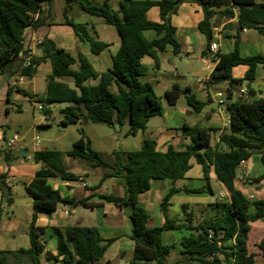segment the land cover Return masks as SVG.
I'll return each instance as SVG.
<instances>
[{
	"label": "trees",
	"instance_id": "trees-1",
	"mask_svg": "<svg viewBox=\"0 0 264 264\" xmlns=\"http://www.w3.org/2000/svg\"><path fill=\"white\" fill-rule=\"evenodd\" d=\"M53 0H0V75L28 79L36 72V67L48 60L51 74L46 80V90L42 96H31L18 86L9 85L6 102L12 92L28 97L29 102H38L44 106L45 115L51 113L54 104H67L61 110L62 120L59 126L66 127L84 119L93 124L108 127L128 125L127 134L135 136L146 129L152 117L163 115L160 98L152 85L140 81V65L148 57L158 67V53L171 47L174 55L179 54L180 44L174 38L175 28L170 24L171 15L176 14L182 3H194L203 13V19L197 24L206 42V56L214 41L215 20L236 19V24L225 27L233 34L224 37L234 39V48L228 53H217L216 64L211 72L208 84L227 83L225 112L228 128L219 134L218 142L211 146V128L189 127L182 125L178 130L183 139L189 141L184 150H175L169 146L165 152L155 148V142L145 139L138 150L121 154L113 152V161L105 162L100 154L91 148L90 140L83 129L79 130V139L72 144L66 156L89 162L91 168L104 170L99 183L90 190L97 189L107 178H116L123 189V196L101 195L104 202L127 209L130 222L128 238L133 241L131 264H264V239L258 243H248L251 223L264 222V199H248L234 187V181L241 163L252 155H259L263 173L254 183L264 180V99L244 100L241 97L231 100L235 87L245 85L248 89L255 79L256 69H264V55L242 56L239 52V33L243 30H255L264 37V0H119L113 9L109 0H64L62 8L63 24L70 27L79 42L89 45L92 54L105 49L106 44L94 40L84 24L76 23L69 17L73 7L86 15L96 17L111 25L120 40L119 48L112 57L111 69L106 73H96L82 55L73 58L65 50L56 47L53 41L43 38L37 47L40 56L31 57L28 66H23L27 49L24 47L23 34L28 27L37 29L49 25L52 21L51 6ZM47 7V12L43 8ZM151 7L159 9L160 22L146 20L145 13ZM153 31L156 37L150 41L144 38V32ZM77 64V69L71 67ZM245 66L243 78H232L234 67ZM60 78H70L73 86L69 88L58 82ZM99 78L97 85L88 86V79ZM115 85L116 91H111ZM184 96L187 105L196 113L205 103L197 100L188 88L181 89L173 85L165 92L169 105L173 106ZM82 110L84 114L82 113ZM62 153L56 150L36 151L34 160L41 162L33 178L24 185L32 198L35 208L52 213L59 204L69 207L83 206L92 208L87 200L74 201L62 197L49 183V179L62 181H81V177L68 172L62 166ZM200 165L204 179L208 180L210 168H213L217 181L224 187L227 197L209 205L211 214L194 224L188 214L184 218L167 217L170 198L177 194L212 195L210 187L195 189L175 188L176 181L183 180L191 168V160ZM3 185L6 178H3ZM155 180H169L172 187L162 198L161 211L164 223L159 227H148V213L139 204L138 197L150 189ZM7 188V186H5ZM10 194L2 200L10 203ZM169 230H186L189 233L180 240V259L168 263L167 257L172 245L163 244L161 235ZM46 228L35 226V216L28 225L29 247L16 251H0V264H8L9 259L26 260L28 264H40L42 254L54 264H98L104 252L114 239H103L97 229L66 226L50 229V235L56 241L55 254L45 251L40 237Z\"/></svg>",
	"mask_w": 264,
	"mask_h": 264
},
{
	"label": "crops",
	"instance_id": "crops-1",
	"mask_svg": "<svg viewBox=\"0 0 264 264\" xmlns=\"http://www.w3.org/2000/svg\"><path fill=\"white\" fill-rule=\"evenodd\" d=\"M98 1L101 2L102 0H98ZM256 1L260 2L261 0H256ZM43 12H47V7L43 8ZM62 13H63L62 9L59 11L58 15L54 13L53 2H52L51 14L53 19L51 23L49 25H43L41 27H38L37 29L28 27L25 30L24 47L32 48L33 57H38L40 56V50L37 46H33V43L35 40H42L43 38H47L53 41L56 47L65 50L73 58H77L78 55H82L96 73L102 74L110 70L112 66V57L116 54L120 44L119 37L114 27L103 23L98 18H96V20H94L91 23L88 22L82 23L81 22L82 20H88L89 18L78 8L73 7L69 17L72 18L73 21L76 23L84 24L89 35L94 40L106 44L105 49H103L100 53L92 54L90 52L89 45L84 42H79L76 36L74 35L73 30L62 23L63 22ZM145 17L146 20L150 22H155V23L160 22L159 9L157 7H151L145 13ZM202 19H203V13L198 5L194 3H182L181 5H179L176 14L171 15L170 17V24L175 28L174 38L180 44L179 54L174 55L171 51L172 50L171 47L166 46L165 50L159 52L157 55L158 67H155L154 62L148 57L143 58L141 61L140 81L150 83L156 95L158 92H161V94L165 95V92L170 90L173 85H177L181 89L188 88L191 94H193L196 99H197L196 92H201L204 96V100L197 99L205 103L203 109L200 112H198L204 114L203 118L200 121H189L188 123L186 119H182L180 123L178 122L175 124H166L164 126H157V124L151 125V123L154 121L155 118L152 117L148 120L146 129L136 134L138 135L139 133H141L142 143L145 139L153 140L155 142V148L159 152H165L169 146L173 147L175 150L185 149L189 141L183 139L180 136V132L178 130L184 124L189 127L197 126L202 128L213 129L214 132L211 134V142H210L211 146H215L217 144L219 139V134L228 128L227 114L222 107H218L216 105L218 99L214 95L216 92L223 94L224 100L226 102L228 84L221 83V84L210 85L208 84V79L216 64L215 55L217 53L231 52L234 48V39L225 38L224 35L234 33L232 30L226 28L225 26L228 23H232L233 25H235L236 19L230 21L225 19L215 20L214 29H213L214 41L211 44L214 43L217 45V53L212 57H210L209 54H207L206 56L201 55V53L206 50V42L204 36L197 30V24ZM252 33H257V32L255 30H243L239 33L238 48L242 56L261 54L256 51L254 45V42H256L258 38H255L256 36H254ZM155 37L156 34L153 31L144 32V38L148 41L154 39ZM182 59H185V61H187L186 64L184 65L186 67L187 66L195 67V65H200L197 71L194 68H192L191 70V74L194 76V84H193L194 89H192L191 85L187 82L185 77L186 73H184L183 70L180 68V64H182L183 61ZM71 68L73 70H76L77 64H74ZM246 69L247 68L245 66L234 67L231 71L232 78L234 79L243 78ZM50 74H51L50 62L48 60H45L43 63L39 64L36 67L35 74L27 79L29 80V82L25 83L24 81L26 79L22 78V81L18 83L16 86L20 87L31 96L34 97L42 96L45 93L46 80ZM57 81L67 85L69 88L74 89L78 92V90L73 86L72 80L70 78H60ZM13 82L14 81H10V79L7 78L6 85L2 88V91L0 92L1 107L3 105L2 99L5 95V92L7 97V88ZM98 82H99V78L88 79L84 82V85L94 86L97 85ZM27 89L31 91L28 92ZM110 89L111 91H116L115 85H113ZM240 90H245L247 92L248 94L247 99L250 101L258 98L264 99V69L261 67H258L256 69L255 79L250 85L249 89L244 84L235 87L233 94L231 95L232 101L239 98ZM181 97L184 98V96ZM179 99L177 103L179 102ZM34 103L37 104L38 102L34 101L32 104ZM177 103L175 105H177ZM175 105L173 106L169 105L167 108L175 107ZM66 106L67 104H61V106L58 109V113H59L58 124L63 118L61 114V110ZM10 109L18 110L19 108L15 107L14 105H12L11 108L9 106L8 107L3 106V111L5 114H7ZM50 111L51 113L49 115H45L47 117V120L50 118L53 119L51 107H50ZM182 112L185 115H191L192 113L191 110L188 109H182ZM82 113L84 114L83 110ZM168 114H169L168 109L165 110L163 108V115L161 117H166L168 116ZM81 122L84 124L88 123V121L85 119L77 123H81ZM49 124H50L49 122L45 123V125H49ZM42 125L43 124H41V126ZM140 147L138 149H140ZM190 163H191V168L185 174L184 179L176 181L173 184V187L178 189L180 188L195 189L196 187L192 185L194 180L198 179L200 181H206L203 177L200 165H197L193 159L190 161ZM41 167H42V163H40L39 168L34 169V173ZM244 167L248 173V184L242 187L235 179L234 187L248 199L250 198L264 199V180L260 181L259 183H254L253 181L263 173V165L261 163L260 156L252 155L244 163ZM192 170L194 171L193 174L196 177H192L190 175V172ZM34 173L27 181V183L30 182V180L33 178ZM75 175L80 176L82 178L81 181H76V182L62 181L58 178L59 180H56L57 182H54L55 178H52L49 179V183L52 185V187L55 190H57L61 194L62 197L73 198L74 201L85 199L87 200V203L93 205V207L92 208H85L83 206L69 207L66 205L59 204L54 212L47 213L35 208V206L33 205L32 198L28 195L29 203H27V205L31 203L33 207H32L30 220L25 221V224L27 225V230H28V225L31 222L32 216L34 215L35 226L46 228V232L42 237H40V242L44 244L45 251L55 254L56 241L50 235L51 228L54 227L63 228L66 226H81V227L95 228L97 229V231L99 232L100 236L103 239H111V238L114 239V241L109 245V247L104 252L102 258L98 261V264H131L133 257V241L128 238L130 222L127 217V209L119 208L114 204L104 202L102 199L99 198V196L101 195H115L122 197L123 189L118 184V180L116 178H107L100 184V186L97 189L90 190V188L97 185L99 181L97 184L90 185L85 179L88 173L86 171H82V169L79 170V173H75ZM211 181H215V183H217V185L220 187V191L218 193H215L212 187L210 186ZM7 182L8 180L6 179L5 180L6 185L0 183V235L2 233H6L11 235L13 239H15L17 237L18 230L22 222L19 221L15 217V215H12V218L11 217L4 218L2 216L3 211L5 210V206L3 205V202L5 201L2 200L1 198L2 193L4 194V189H7L8 191L7 194L11 193L10 189L8 187L7 188L5 187L8 185ZM207 183H208L207 186L210 187V189L213 192V194L210 195L211 198L204 197V194L186 195L183 193H177L170 198L169 206H172L173 204H175V201H178V206L180 208L181 214L177 213L174 214L172 217H170L168 215V208H167V212H166L167 217L173 218L175 216H179L180 218H184V216L188 214L189 216L193 217L194 224L202 219L207 218L209 214H211L209 205L213 204L216 201H219L218 200L219 195H222L224 199L227 197L226 190L217 181L213 168H210ZM82 184H85V187H82ZM106 185L114 188L115 194H104L99 191L100 188ZM170 187H172V183L169 180H155L151 182V186L148 191L139 195L138 202L148 213V221H147L148 227L151 228L159 227L164 223V217L161 211V201L162 198L167 194ZM9 198L11 202L6 204L9 205L10 207L13 206L16 207L15 206L16 202L12 199V197ZM63 209H67L71 212L69 217H66L62 214ZM250 225H251V230L248 235V243L254 244V243H258L261 239H264V222L255 221ZM27 230H26V236H27ZM171 231L174 230L163 232L161 235V241L163 234L171 233ZM181 239L182 237L179 239L178 244L180 243ZM28 247L29 245L26 248H22V249H27ZM18 249L9 250V251H16ZM179 249H180V245H179ZM179 249L175 260L181 258L179 254ZM0 251H7V250L0 249ZM15 261L20 264H28V262L22 258ZM39 261L40 264H54L51 260L46 259L44 254L40 256Z\"/></svg>",
	"mask_w": 264,
	"mask_h": 264
},
{
	"label": "rangeland",
	"instance_id": "rangeland-1",
	"mask_svg": "<svg viewBox=\"0 0 264 264\" xmlns=\"http://www.w3.org/2000/svg\"><path fill=\"white\" fill-rule=\"evenodd\" d=\"M64 0H53L54 13L58 15L59 11L63 8ZM119 0H109V3L113 9L117 8ZM88 20H82V23H91L96 20V17L89 16ZM255 38H258L254 42L256 51L258 53L264 54V38L257 33H252ZM182 64L180 68L186 73L185 77L187 82L191 85L192 89L194 84V76L191 74L192 68L196 71L200 65H195V67L184 66L187 61L182 59ZM188 64V63H187ZM192 66V64H191ZM10 81L17 82L18 77L14 76L9 78ZM7 77L0 75V92L2 88L6 85ZM25 83L29 80H25ZM23 87V86H22ZM28 92L31 90L27 89ZM157 95L160 97V103L162 107L167 110L168 116L166 117H155L154 121L151 123L157 124V126H164L166 124L180 123L182 119L189 121H200L204 114L194 112L186 103L185 98L180 97L179 102L175 107H170L166 101L165 95L158 92ZM197 99L204 100V96L201 92H196ZM6 92L2 99L3 105H0V180L1 178H6L8 180L7 187L10 189V197L16 202V207H10L3 202L5 210L2 216L4 218L15 217L22 222L18 230L17 237H13L9 234L2 233L0 235V249L3 250H15L18 248H26L28 244L26 230L27 225L25 221L30 220L33 205L29 203V197L24 189V185L30 179L34 173V169L39 168L41 162H36L34 160V153L36 151L44 150H56L63 153L62 155V166L68 172L73 174L79 173V170L86 171L88 175L85 177L90 185L97 184L100 180L104 170L102 168H91L89 162L81 159L71 158L65 155L72 148V144L79 139V130L83 129L87 138L91 142V148L98 152L101 158L107 162L111 163L113 161V152H120L125 154L126 152L137 150L141 146V133L136 136H131L127 134L128 125L125 124L121 127L114 126L108 127L104 124H93V123H76L66 127L58 125L59 113L58 109L61 104H54L51 106L52 118L45 120V113L37 110V104H32L29 102L27 97L12 92L9 96V101L6 102ZM1 104V102H0ZM14 105L19 108L18 110L10 109L7 114L3 111L4 107H10ZM182 109L191 110V115H185ZM49 122V125H45ZM41 124H43L41 126ZM13 136H17L18 140L15 142L14 148L11 149L7 147L6 141L10 140ZM37 138L40 141L38 148H34L33 140ZM20 150H26V155L29 159H20ZM193 170L190 172L192 177H196L193 174ZM58 178L54 180L57 182ZM207 181H200L198 179L194 180L192 185L196 188L204 187L207 189ZM76 185V183H75ZM215 193L220 191V187L215 183V181L210 182ZM104 194H115V189L111 186H104L99 190ZM204 197L211 198L209 194H204ZM251 199V198H250ZM181 214L180 208L178 206V201L175 204L168 207V215L172 217L174 214ZM153 223V222H152ZM157 225V224H155ZM161 225V224H160ZM188 234L185 230H174L171 233H164L162 236V241L164 244L172 245L173 249L170 251L169 257L167 259L168 263H172L176 258L178 253L179 244L178 241L181 237ZM8 264H20L15 261V259L10 258Z\"/></svg>",
	"mask_w": 264,
	"mask_h": 264
},
{
	"label": "built area",
	"instance_id": "built-area-1",
	"mask_svg": "<svg viewBox=\"0 0 264 264\" xmlns=\"http://www.w3.org/2000/svg\"><path fill=\"white\" fill-rule=\"evenodd\" d=\"M23 37L25 38V32L23 34ZM41 40H35L34 43H33V46H37L39 43H40ZM27 53H26V56L23 60V66H28L30 61H31V57L33 56L32 55V48L30 47H27ZM217 53V45L216 44H211L209 46V51H208V54L210 57L214 56L215 54ZM22 81V78H19L17 82H13L11 85L12 86H16L18 83H20ZM215 97L218 99L217 100V103L216 105L218 107H222L225 111V105H226V102L224 100V95L219 93V92H216L215 94ZM208 96H209V93H208ZM239 97H241L242 99L244 100H247V97H248V94L245 90H240L239 92ZM35 104V103H34ZM37 110L38 111H42L44 110V106L42 104H38L37 103ZM45 118L47 119V117L45 116ZM18 140V137L17 136H13L10 140H7L6 141V145L7 147L13 149L14 148V145H15V142ZM33 143H34V148H38L39 145H40V141L35 138L33 140ZM24 159H29V156H27L26 154L24 155ZM236 181L239 183L240 186L244 187L248 184V173L247 171L245 170V167H244V162L241 163V167H240V171L239 173L237 174V177H236ZM82 187H85V184H82ZM224 197L222 195H219L218 196V200L219 201H223ZM62 214L66 217H69L71 212L67 209H63L62 210Z\"/></svg>",
	"mask_w": 264,
	"mask_h": 264
},
{
	"label": "water",
	"instance_id": "water-1",
	"mask_svg": "<svg viewBox=\"0 0 264 264\" xmlns=\"http://www.w3.org/2000/svg\"><path fill=\"white\" fill-rule=\"evenodd\" d=\"M26 154V151L25 150H20V152H19V157H20V159H24V155ZM3 178H1V180H0V183L2 184L3 183ZM7 189H4V196H6V194H7Z\"/></svg>",
	"mask_w": 264,
	"mask_h": 264
}]
</instances>
